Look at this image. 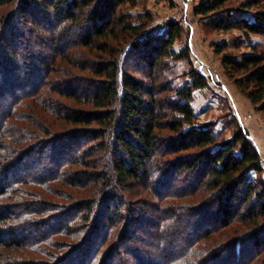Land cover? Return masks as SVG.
Instances as JSON below:
<instances>
[{"label":"trees","instance_id":"1","mask_svg":"<svg viewBox=\"0 0 264 264\" xmlns=\"http://www.w3.org/2000/svg\"><path fill=\"white\" fill-rule=\"evenodd\" d=\"M237 1L193 15L264 39V2ZM136 5L0 0V264H264L260 156L236 122L230 139L198 122L202 74L165 84L182 26ZM213 47L264 114V45Z\"/></svg>","mask_w":264,"mask_h":264},{"label":"rangeland","instance_id":"2","mask_svg":"<svg viewBox=\"0 0 264 264\" xmlns=\"http://www.w3.org/2000/svg\"><path fill=\"white\" fill-rule=\"evenodd\" d=\"M250 0H238L234 6H240ZM261 3L264 0H260ZM201 0H137L135 8L129 9L133 17L148 12L150 27H164L168 21L178 22L182 26L181 37L173 45L178 53L189 48L188 60H166V70L161 73L166 85L180 88L188 81L187 73L193 69L208 80V86L193 92L192 109L199 123H214L215 130L223 139H230L233 123L236 122L254 144L262 161L261 177L264 180V114L255 108L238 92L221 66V56L215 54L214 44H226V54L236 58L251 53L252 44L264 45V39L251 36L243 39L238 31L207 32L205 19L193 15V9ZM244 17L251 13L242 11ZM206 30V31H205ZM164 82V81H163ZM254 176V175H253Z\"/></svg>","mask_w":264,"mask_h":264}]
</instances>
